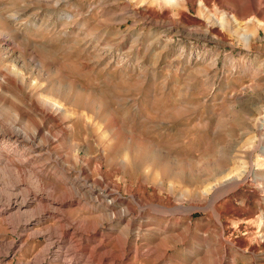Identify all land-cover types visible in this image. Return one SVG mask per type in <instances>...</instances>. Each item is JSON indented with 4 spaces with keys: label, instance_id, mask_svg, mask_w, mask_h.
I'll use <instances>...</instances> for the list:
<instances>
[{
    "label": "rangeland",
    "instance_id": "374dc122",
    "mask_svg": "<svg viewBox=\"0 0 264 264\" xmlns=\"http://www.w3.org/2000/svg\"><path fill=\"white\" fill-rule=\"evenodd\" d=\"M208 7L238 16L248 41L211 26L197 1L177 12L140 0H0L2 108L27 119L56 104L47 127L66 130L58 153L79 149L121 193L139 188L174 209L144 215L148 256L136 264H264V0ZM12 239L0 223V240ZM40 247L37 238L0 264Z\"/></svg>",
    "mask_w": 264,
    "mask_h": 264
},
{
    "label": "bare ground",
    "instance_id": "6f19581e",
    "mask_svg": "<svg viewBox=\"0 0 264 264\" xmlns=\"http://www.w3.org/2000/svg\"><path fill=\"white\" fill-rule=\"evenodd\" d=\"M196 1L199 13L211 26H218L222 31L232 30L248 41L249 35L238 25V16L211 12L210 0H140L141 5L156 4L161 9L177 12L181 8L188 11V5ZM258 5L251 4L252 14L258 13ZM149 17L153 19L152 15ZM162 17L169 26L173 25L167 12ZM50 103L35 106L36 118L27 119L18 108L3 109L0 104V143L13 144L10 148L0 146V223L4 230L17 237V241L0 240V255L14 256L30 241L42 238V247L34 257L18 264L143 261L148 254L138 250V241L145 224L144 215L168 214L174 209L146 198L147 191L140 192L139 188L128 185L121 193L119 184L109 181L110 176L101 164L92 165L79 154V149L72 157L58 153L66 130L58 127L53 131L47 127L54 122L52 113L62 112V108ZM49 169L53 171L50 176L56 175L55 179L46 174ZM77 205L95 208L98 214L85 218L66 212L65 209ZM166 230L163 228V233Z\"/></svg>",
    "mask_w": 264,
    "mask_h": 264
}]
</instances>
